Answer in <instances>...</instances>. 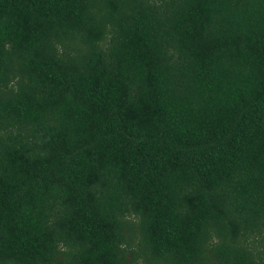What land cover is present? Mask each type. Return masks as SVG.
<instances>
[{"label": "trees", "instance_id": "obj_1", "mask_svg": "<svg viewBox=\"0 0 264 264\" xmlns=\"http://www.w3.org/2000/svg\"><path fill=\"white\" fill-rule=\"evenodd\" d=\"M0 264H264V0H0Z\"/></svg>", "mask_w": 264, "mask_h": 264}]
</instances>
